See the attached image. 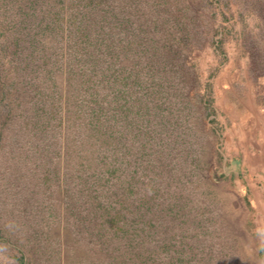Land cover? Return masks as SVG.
Here are the masks:
<instances>
[{
	"label": "trees",
	"instance_id": "1",
	"mask_svg": "<svg viewBox=\"0 0 264 264\" xmlns=\"http://www.w3.org/2000/svg\"><path fill=\"white\" fill-rule=\"evenodd\" d=\"M215 1L257 18L243 46L263 77L264 0H0V246L11 264L229 263L226 239L183 225L206 206L187 189L213 133L201 130L212 108L191 56Z\"/></svg>",
	"mask_w": 264,
	"mask_h": 264
},
{
	"label": "rangeland",
	"instance_id": "2",
	"mask_svg": "<svg viewBox=\"0 0 264 264\" xmlns=\"http://www.w3.org/2000/svg\"><path fill=\"white\" fill-rule=\"evenodd\" d=\"M210 11L211 29L203 33L191 62L197 90L205 94L212 108L201 130L213 133L204 138L206 142H199L204 148L196 154L207 162L206 172L198 173L187 186L189 197L208 209L201 207L203 215H197L195 223L183 225L186 234L195 231L200 240L205 226L215 235L211 242L226 239L231 245L228 264H254L259 259L255 229L264 226V76L251 73L243 41L258 21L234 3L226 10L215 1ZM194 93L195 89L189 90V96ZM11 262L3 254L0 264Z\"/></svg>",
	"mask_w": 264,
	"mask_h": 264
},
{
	"label": "clouds",
	"instance_id": "3",
	"mask_svg": "<svg viewBox=\"0 0 264 264\" xmlns=\"http://www.w3.org/2000/svg\"><path fill=\"white\" fill-rule=\"evenodd\" d=\"M256 237V250L258 252H264V226L258 225L255 229ZM6 252V249L3 246H0V260L3 259V254ZM254 264H264V258L257 259Z\"/></svg>",
	"mask_w": 264,
	"mask_h": 264
},
{
	"label": "crops",
	"instance_id": "4",
	"mask_svg": "<svg viewBox=\"0 0 264 264\" xmlns=\"http://www.w3.org/2000/svg\"><path fill=\"white\" fill-rule=\"evenodd\" d=\"M264 252H258V258L263 257ZM260 255V256H259Z\"/></svg>",
	"mask_w": 264,
	"mask_h": 264
}]
</instances>
